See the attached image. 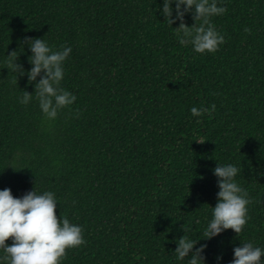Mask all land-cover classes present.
<instances>
[{
  "label": "trees",
  "instance_id": "trees-1",
  "mask_svg": "<svg viewBox=\"0 0 264 264\" xmlns=\"http://www.w3.org/2000/svg\"><path fill=\"white\" fill-rule=\"evenodd\" d=\"M163 4L0 0V190L51 191L58 218L82 227L86 243L60 264H188L174 251L184 235L207 244L206 264H230L242 243L264 249V0H217L227 11L211 22L225 43L204 54L179 42L180 21L170 25ZM24 37L72 50L61 87L76 100L54 120L35 82L5 67L13 49L33 67ZM218 164L240 169L251 203L239 236L209 240Z\"/></svg>",
  "mask_w": 264,
  "mask_h": 264
},
{
  "label": "clouds",
  "instance_id": "clouds-1",
  "mask_svg": "<svg viewBox=\"0 0 264 264\" xmlns=\"http://www.w3.org/2000/svg\"><path fill=\"white\" fill-rule=\"evenodd\" d=\"M175 4V15H173ZM226 7L217 5V0H164L162 13L170 25L179 20L175 27L182 45L191 44L197 53H215L225 43V38L211 22L213 16L222 15ZM193 13L195 23L189 26L185 14ZM199 22V24H197ZM250 33L251 29L245 28ZM31 47L29 62L33 65L25 70L19 62L20 52L13 49L7 55L5 67L9 72L27 74L29 83L35 82V95L40 109L48 120L57 118L59 111L70 107L76 96L61 87L64 78L63 63L71 53L70 47L53 51L45 40L24 37L21 41ZM37 77L40 79L37 81ZM15 83V81H13ZM32 93L25 90L21 103L27 104ZM211 110L201 107L191 108L193 116H203ZM200 121L197 120V123ZM203 143L202 141H198ZM13 167V166H11ZM14 168V167H13ZM15 169V168H14ZM240 169L232 164H218L214 173L219 178L217 203L212 206V219L203 232V239H211L227 229L239 236L248 220L247 205L251 203L248 192L236 182ZM203 178V177H201ZM57 200L51 191L38 193L36 189L27 191L21 197H14L11 188L0 190V249L5 253L8 264H60L66 257V250L86 243L81 226L72 224L67 217L58 218ZM11 238L12 243H6ZM199 240H191L186 235L178 238V247L174 250L177 259L189 257L188 264H206L204 251L207 244L196 247ZM264 249L253 243H242L234 248V258L230 264H264ZM218 260L222 256L217 257Z\"/></svg>",
  "mask_w": 264,
  "mask_h": 264
}]
</instances>
